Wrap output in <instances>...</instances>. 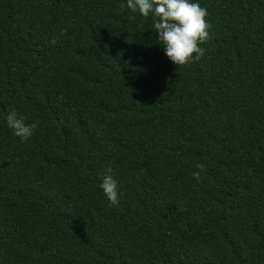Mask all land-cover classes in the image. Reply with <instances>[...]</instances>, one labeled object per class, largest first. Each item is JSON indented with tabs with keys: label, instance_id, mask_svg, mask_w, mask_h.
Segmentation results:
<instances>
[{
	"label": "trees",
	"instance_id": "obj_1",
	"mask_svg": "<svg viewBox=\"0 0 264 264\" xmlns=\"http://www.w3.org/2000/svg\"><path fill=\"white\" fill-rule=\"evenodd\" d=\"M193 2L178 66L127 0H0V264H264V0Z\"/></svg>",
	"mask_w": 264,
	"mask_h": 264
},
{
	"label": "clouds",
	"instance_id": "obj_2",
	"mask_svg": "<svg viewBox=\"0 0 264 264\" xmlns=\"http://www.w3.org/2000/svg\"><path fill=\"white\" fill-rule=\"evenodd\" d=\"M125 7L132 13H139L144 17L151 14L154 28L158 33V41L164 47L165 55L178 66L198 61L205 54L201 44L210 39L207 9L193 0H127L126 5L120 4L121 10ZM130 19L134 17L130 16ZM66 32V30H65ZM51 43L55 44L53 39ZM7 125L22 141L34 134L39 122L25 123V118L15 109L8 112ZM192 175L199 181L200 173L205 170L203 163H198ZM102 183L99 187L112 205L119 203L118 182L112 175L111 167L104 170Z\"/></svg>",
	"mask_w": 264,
	"mask_h": 264
}]
</instances>
